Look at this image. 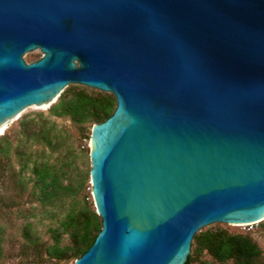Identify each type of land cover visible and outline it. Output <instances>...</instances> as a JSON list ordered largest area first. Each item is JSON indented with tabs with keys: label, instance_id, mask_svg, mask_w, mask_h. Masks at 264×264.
<instances>
[{
	"label": "water",
	"instance_id": "obj_1",
	"mask_svg": "<svg viewBox=\"0 0 264 264\" xmlns=\"http://www.w3.org/2000/svg\"><path fill=\"white\" fill-rule=\"evenodd\" d=\"M70 84L117 101L74 264H185L206 226L264 220V0H0V129Z\"/></svg>",
	"mask_w": 264,
	"mask_h": 264
},
{
	"label": "rangeland",
	"instance_id": "obj_2",
	"mask_svg": "<svg viewBox=\"0 0 264 264\" xmlns=\"http://www.w3.org/2000/svg\"><path fill=\"white\" fill-rule=\"evenodd\" d=\"M41 56L42 52L35 49L23 57L29 63ZM77 86L87 87L70 84L64 91ZM23 119L30 121L29 127L23 125ZM95 123L98 122L78 123L68 115L51 114L50 108L29 106L0 135L8 140V143L0 141V264L54 263L56 260L46 255V246L54 242L52 229L59 228L62 232L61 222L71 210L77 212L86 206L96 210L90 178V137ZM42 129L51 131L50 144L39 133ZM46 163L61 175L63 186H71L54 203L43 200L32 171L36 165ZM218 226L250 234L264 252V220L242 225L217 222L202 230ZM26 229L30 238L24 235ZM61 238V245L72 243L69 232L63 231ZM194 246L192 242L191 252ZM200 255L201 260L212 261L205 252ZM75 260L71 257L56 264H74ZM232 263V260L217 262Z\"/></svg>",
	"mask_w": 264,
	"mask_h": 264
},
{
	"label": "trees",
	"instance_id": "obj_3",
	"mask_svg": "<svg viewBox=\"0 0 264 264\" xmlns=\"http://www.w3.org/2000/svg\"><path fill=\"white\" fill-rule=\"evenodd\" d=\"M83 86L66 89L60 95L58 102L50 107L53 115H68L74 121L86 122L93 120L102 122L110 117L117 105L116 97L110 92L89 89ZM25 127L30 121L22 120ZM50 130H40L39 133L49 144L52 142ZM0 141L8 143L6 138ZM3 150V149H1ZM37 185L46 203H54L57 196L71 189L70 185L63 186L61 175L54 166L44 164L33 168ZM102 221L96 210L90 207L75 212L71 210L61 222L62 232H69L72 243L61 245L62 232L53 228L54 242L46 246V255L52 260L59 261L80 257L94 242L101 230ZM26 238L30 233L26 229ZM195 246L185 264H217L232 260V264H264V252L259 244L248 233L231 232L224 227L207 228L198 231L193 239ZM212 257V261L201 260V253ZM1 254V248H0Z\"/></svg>",
	"mask_w": 264,
	"mask_h": 264
},
{
	"label": "bare ground",
	"instance_id": "obj_4",
	"mask_svg": "<svg viewBox=\"0 0 264 264\" xmlns=\"http://www.w3.org/2000/svg\"><path fill=\"white\" fill-rule=\"evenodd\" d=\"M56 101H57V100H56ZM56 101H54L53 103H55ZM53 103H52V104H53ZM52 104H51V105H50V104H46V103H45V104H42V105H35V104H34V105H32V106L37 107V108L39 107V108H41V109H47V108H50V107L52 106ZM24 110H25V109H24ZM18 118H19V117L13 119L12 121L14 122V120H16V119H18ZM12 121H11V122H12ZM11 122H8L7 125H5L3 128L0 129V135L3 134V133L6 131L8 125H9ZM239 225H242V224H239Z\"/></svg>",
	"mask_w": 264,
	"mask_h": 264
}]
</instances>
